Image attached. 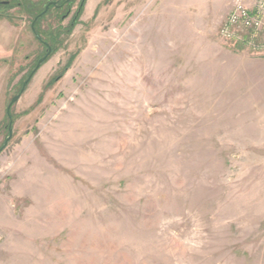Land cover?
Returning a JSON list of instances; mask_svg holds the SVG:
<instances>
[{
	"label": "rangeland",
	"instance_id": "obj_1",
	"mask_svg": "<svg viewBox=\"0 0 264 264\" xmlns=\"http://www.w3.org/2000/svg\"><path fill=\"white\" fill-rule=\"evenodd\" d=\"M78 4L0 7V264H264V52L221 38L232 0H87L68 32Z\"/></svg>",
	"mask_w": 264,
	"mask_h": 264
},
{
	"label": "built area",
	"instance_id": "obj_2",
	"mask_svg": "<svg viewBox=\"0 0 264 264\" xmlns=\"http://www.w3.org/2000/svg\"><path fill=\"white\" fill-rule=\"evenodd\" d=\"M254 13L246 0H232V6L220 29V36L226 42L244 46L254 52H264V44L258 36L264 34V0H255ZM250 37L245 38L244 34Z\"/></svg>",
	"mask_w": 264,
	"mask_h": 264
},
{
	"label": "trees",
	"instance_id": "obj_3",
	"mask_svg": "<svg viewBox=\"0 0 264 264\" xmlns=\"http://www.w3.org/2000/svg\"><path fill=\"white\" fill-rule=\"evenodd\" d=\"M6 1H7V3L6 4H0V7L6 8V9L14 8V7L15 8H19L22 11H24L26 14H28L30 17H33L32 20H34L35 18H38V20L36 21V24L41 20V18L45 14L48 13V11L50 9L56 8V7L50 6L49 9L45 13H43L44 12L43 8L39 9L41 5L42 6H43V4H44V6L47 5L49 0H41L40 2L39 1L38 2H34L32 0H15V1L6 0ZM86 2H87V0H79L78 9L76 10V12L74 13V16L71 19V22H70V24L68 26L69 27V31L68 32L72 31L73 27L78 23V19L80 17V13L83 11V7H84ZM59 35L60 34H58V36ZM48 38L52 41V39L53 40L55 39V36L51 35ZM52 51H54L53 48H52ZM52 51H50V52L53 53ZM67 66H68V64H67ZM1 148H0V150H1Z\"/></svg>",
	"mask_w": 264,
	"mask_h": 264
},
{
	"label": "water",
	"instance_id": "obj_4",
	"mask_svg": "<svg viewBox=\"0 0 264 264\" xmlns=\"http://www.w3.org/2000/svg\"><path fill=\"white\" fill-rule=\"evenodd\" d=\"M6 3H7V2H4V1L0 2V4H6ZM49 5L56 6V3H55V2H50ZM49 5H47V7L45 8V10H44L43 13H45V11L47 10V8H48ZM31 30H34V28H33V24H32V26H31ZM35 36H36V38H37L36 40H39V41H40L41 37L38 36V35H35ZM49 51H51V49L48 47V51H47L46 55L38 61V63L36 64V66H35V68H34L33 71L37 70V69L40 67V64H42V63L46 60V58L48 57V55H49V53H50ZM32 74H33V73H32ZM32 74H30L29 77H28V78L25 80V82L23 83V85H22V87H21L20 94H21V92H23V90H24L26 84L28 83V81L30 80ZM20 94L17 95L16 97H14V98L10 101V103L8 104V106H7V108H6V113H7V115L10 114V107H11V106L13 105V103L19 98ZM10 131H11V130L9 129V133H11ZM9 138H10V135H9V137L7 138V140L5 141L4 146L7 144ZM4 146H3V147H4Z\"/></svg>",
	"mask_w": 264,
	"mask_h": 264
},
{
	"label": "flooded vegetation",
	"instance_id": "obj_5",
	"mask_svg": "<svg viewBox=\"0 0 264 264\" xmlns=\"http://www.w3.org/2000/svg\"><path fill=\"white\" fill-rule=\"evenodd\" d=\"M56 1V2H55ZM4 2H7V1H4ZM50 2H55L56 3V6H53V5H49V3ZM64 3V4H63ZM72 3H73V0H49L48 1V4L47 5H49L48 6V8H47V10L49 9V7L50 6H53V7H56V8H59V7H61L62 5H64V6H67L66 7V9H67V12H69V7L68 6H70V5H72ZM47 5H46V7H47ZM79 6V5H78ZM78 6H77V8H76V10L78 9ZM45 7V8H46ZM45 10V9H44ZM46 10V11H47ZM45 11V12H46ZM38 20V18H35L34 20H32V24H33V28L36 26L35 24H36V21ZM32 24H31V26H32ZM35 25V26H34ZM35 29V28H34ZM41 37V36H40ZM41 41V43H42V45H43V47L46 49V51H45V53H47V51H48V47L51 49V51H52V48H51V46L47 43V42H45V41H42V40H40Z\"/></svg>",
	"mask_w": 264,
	"mask_h": 264
}]
</instances>
